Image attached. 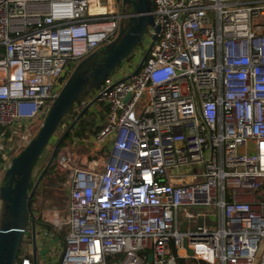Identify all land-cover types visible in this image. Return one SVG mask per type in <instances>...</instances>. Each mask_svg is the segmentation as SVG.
Instances as JSON below:
<instances>
[{
  "label": "built area",
  "instance_id": "2783aa9c",
  "mask_svg": "<svg viewBox=\"0 0 264 264\" xmlns=\"http://www.w3.org/2000/svg\"><path fill=\"white\" fill-rule=\"evenodd\" d=\"M150 1L160 26L154 45L138 68L151 27L129 56L136 66L124 62L96 94L106 116L90 141L103 153L86 163L66 147L59 158L68 213L35 215L37 264H147L151 254L154 264L257 263L264 0ZM121 6L0 0L2 164L32 141L33 123L78 65L117 40L126 28ZM23 241L15 264H33L31 225Z\"/></svg>",
  "mask_w": 264,
  "mask_h": 264
},
{
  "label": "water",
  "instance_id": "95a60500",
  "mask_svg": "<svg viewBox=\"0 0 264 264\" xmlns=\"http://www.w3.org/2000/svg\"><path fill=\"white\" fill-rule=\"evenodd\" d=\"M123 2H130L134 6V12L129 14L130 24L122 30L115 42L102 51L93 53L78 65L76 71L68 79L60 95L52 105L37 136L32 139L21 153L12 159L10 167L6 170V182L0 187V197L6 204L7 209L6 218L0 225V264L16 263L26 233V222L29 221L28 219L31 220L33 237V264H37L36 216L32 210L34 194L53 164L60 145L89 108L98 101V95L87 102L72 122L67 126L62 124L65 130L55 143L50 158L33 188H31L32 170L69 109L75 104L78 97L85 92L87 83L93 78L96 82L105 80L122 61L130 56L134 48L143 42L146 28L150 26L153 27L154 34L152 35L149 48L138 65V68H140L158 37L160 26L155 23L151 1L123 0ZM101 54H103V57ZM87 90L89 89L87 88ZM185 246L189 255L192 256L193 250L188 248L186 243ZM152 258L153 254L150 255L149 261Z\"/></svg>",
  "mask_w": 264,
  "mask_h": 264
},
{
  "label": "rangeland",
  "instance_id": "374dc122",
  "mask_svg": "<svg viewBox=\"0 0 264 264\" xmlns=\"http://www.w3.org/2000/svg\"><path fill=\"white\" fill-rule=\"evenodd\" d=\"M122 2V14L126 15L125 17L122 18L123 21L126 22V26H128L131 22L130 20V16L127 17V15L132 14L134 12V6L132 3L127 2L124 3L123 0H120ZM150 26H148L146 28V32L150 31ZM148 43V41H145L143 46H146ZM149 46V44L147 45ZM101 56L103 57V54H101ZM101 58V57H100ZM130 61L131 63L129 64L130 68H134L137 64V60L135 58L130 59V57H127L124 61H122L110 74L109 76L113 79H117L118 75L116 74V69L123 65L124 62H128ZM105 84V81H101V82H96V80L93 78L91 79L87 85L86 88H88V93L87 96L84 100L81 101V103L83 101H89L93 96H95L96 94L99 93V91L103 88V85ZM76 108H78L79 110L82 109L83 107H80L79 105H75ZM75 108V109H76ZM104 107L103 104L99 101H97L96 103H94L90 108H89V112L84 116L83 121L85 123V130L82 131L83 132H87V135L81 133V135L75 136L73 133L70 134V136H68L64 143H62L58 149V152L54 158L53 161V172L50 174L51 177L54 178V184L50 185L48 183V178L47 179H43L42 183L45 186L48 187H44V192L42 194H40L39 192H37L34 196V203L32 206V210L35 213V215L37 216V219H39V216L42 215V212H46L47 216L49 215L51 219H54V212H58L59 216L61 218H66L67 213H68V208H67V190L64 189V187L61 184L60 181V177H63V173L57 169V164L59 161V158L61 157V155L65 152V148L69 147L71 150H75L78 153L82 154V155H88L90 157H98L99 154L103 153L99 148L96 147V145L93 144V142H91V136L94 135L95 133L92 132V130H96L99 131L98 126L101 125V122H103L104 120ZM46 118V117H45ZM45 118H40L37 119L34 123H33V127L35 128V132H34V136L33 139L37 136V134L39 133V130L42 126V124L45 121ZM74 119L73 117V112H71L67 118L68 123L72 122V120ZM65 124V123H64ZM76 127V126H75ZM65 127L59 126L58 129L56 130V132L54 133V136L51 138V140L47 143L45 149L43 150L40 158L37 160L36 164L33 167L32 170V181H36L37 178L39 177L40 173L42 172L43 168L45 167V165L47 164L50 155L52 153V150L54 148L55 143L57 142L58 138H60L61 134L64 132ZM27 146V145H26ZM25 146V147H26ZM23 147V149L25 148ZM23 149H20L17 152H14L13 157L18 155L19 153L22 152ZM92 151L94 153V155H92ZM13 157H9L8 159H6L4 161V164L2 165V167H0V186H2L5 182H6V177H5V173L6 170L10 167L11 163H12V158ZM193 171V169H192ZM45 178V176H44ZM60 181V182H59ZM48 183V184H47ZM40 191V190H39ZM6 204L1 201L0 202V225L2 224L3 220L6 218ZM30 222H26V228L30 227ZM67 229L64 228L63 230L60 231V234H66ZM25 242L23 241V244ZM24 245H21L20 250H19V256L22 253V249H23ZM264 249V244H261V252L259 254V258L257 260L256 264H264V255H263V250Z\"/></svg>",
  "mask_w": 264,
  "mask_h": 264
},
{
  "label": "trees",
  "instance_id": "16d2710c",
  "mask_svg": "<svg viewBox=\"0 0 264 264\" xmlns=\"http://www.w3.org/2000/svg\"><path fill=\"white\" fill-rule=\"evenodd\" d=\"M87 93H88V90H87V88H86L85 92H83V93L78 97V99L76 100L75 104H73L72 107L69 109L67 115L63 118V120L61 121V123H60L59 126H62V124H64V123H65L66 126H67V125L70 123V122L68 123L67 118H68V116H69V114H70L71 112H73V117H74V118L76 117L77 113L75 112V105H77V104H81V101L84 100V99L86 98ZM88 112H89V110L83 115V117L79 120L77 126L74 127V128L72 129V131L69 133L68 136H70L71 133H73L75 136L81 135L82 131L85 130V123H84V121H83V118H84V116H85ZM92 132H97V129H96V130H92ZM83 134H84V132L82 133V135H83ZM68 136H67V137H68ZM67 137H66V138H67ZM64 141H65V140H64ZM64 141H63V143H64ZM52 172H53V165H51L50 169L48 170V172H47L46 175H45V178H43V179H47V178H48V179H49V180H48V183H49L50 185H51V184H52V185L54 184V178L50 176V174H51ZM48 183H47V184H48ZM34 196H35V195H34ZM33 199H34V197H33ZM32 202H33V200H32ZM177 263H178V264H197V260H196L195 258H193V257H189V258H179V259L177 260Z\"/></svg>",
  "mask_w": 264,
  "mask_h": 264
},
{
  "label": "crops",
  "instance_id": "0c3cea01",
  "mask_svg": "<svg viewBox=\"0 0 264 264\" xmlns=\"http://www.w3.org/2000/svg\"><path fill=\"white\" fill-rule=\"evenodd\" d=\"M78 105H80V104H77V106ZM104 107V106H103ZM76 108V107H75ZM104 109H105V107H104ZM81 110V109H80ZM105 116H106V114H105V110H104V120H103V122H101V125H99L98 126V128H99V131L101 130V128H102V126H103V124H104V122H105ZM77 126V125H76ZM99 131H97L96 133H98ZM95 133V132H94ZM95 133V134H96ZM87 135V132H84V135ZM93 136V135H92ZM94 158H96V157H90V156H88L87 154H86V156L84 157V160H85V162L86 163H88L89 161H91V160H93ZM2 157L0 156V167H2ZM57 169L58 170H60L59 168H58V166H57ZM60 181H62V176L60 177ZM59 181V182H60ZM1 187V186H0ZM61 236H62V234H61ZM63 236L65 237V233L63 234ZM64 244V243H63ZM172 248H173V252L175 253L176 252V249L174 248V246H173V244H172ZM179 258H189V257H177L176 258V263H177V260L179 259ZM194 258V257H193ZM196 259V258H195ZM197 260V259H196ZM147 264H154V258H152V260L151 261H149ZM178 264V263H177ZM197 264H201L200 263V261L199 260H197Z\"/></svg>",
  "mask_w": 264,
  "mask_h": 264
},
{
  "label": "flooded vegetation",
  "instance_id": "af4514ba",
  "mask_svg": "<svg viewBox=\"0 0 264 264\" xmlns=\"http://www.w3.org/2000/svg\"><path fill=\"white\" fill-rule=\"evenodd\" d=\"M36 181H37V180H36ZM36 181H33V182L31 183V188H33V186L35 185ZM44 187H48V186L43 185V183H42V181H41L34 195H37V194H36L37 192H39L40 194H42V193L44 192V189H45ZM39 190H40V191H39ZM33 203H34V201H33ZM33 203H32V206H33ZM28 220H30V219H28Z\"/></svg>",
  "mask_w": 264,
  "mask_h": 264
}]
</instances>
